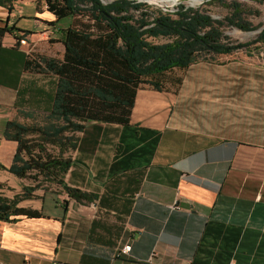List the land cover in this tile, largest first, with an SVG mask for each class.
Here are the masks:
<instances>
[{
    "label": "crops",
    "instance_id": "crops-1",
    "mask_svg": "<svg viewBox=\"0 0 264 264\" xmlns=\"http://www.w3.org/2000/svg\"><path fill=\"white\" fill-rule=\"evenodd\" d=\"M36 1L0 5L31 32L0 40V264H264V68L219 118L149 84L126 127L53 114L57 76L23 63L61 59L65 25Z\"/></svg>",
    "mask_w": 264,
    "mask_h": 264
},
{
    "label": "trees",
    "instance_id": "trees-1",
    "mask_svg": "<svg viewBox=\"0 0 264 264\" xmlns=\"http://www.w3.org/2000/svg\"><path fill=\"white\" fill-rule=\"evenodd\" d=\"M14 0H0L12 10ZM56 20L70 19L62 29L61 59L38 53L26 56L23 69L57 76L51 111L85 120L129 125L137 89L149 84L161 91L162 77L172 68L199 62L216 63L220 54L264 45V27L247 42H233L225 25L243 31L257 29L241 16V5L230 3L232 12L214 19L200 8L175 6L174 10L151 11L138 0H37ZM17 31L15 39L31 33L14 26H0L5 33ZM166 37L155 43L149 38ZM1 43V42H0ZM250 55V54H247ZM76 200L92 195L66 188Z\"/></svg>",
    "mask_w": 264,
    "mask_h": 264
},
{
    "label": "rangeland",
    "instance_id": "rangeland-1",
    "mask_svg": "<svg viewBox=\"0 0 264 264\" xmlns=\"http://www.w3.org/2000/svg\"><path fill=\"white\" fill-rule=\"evenodd\" d=\"M138 1L145 2L151 11L174 10L178 4L198 7L219 20L231 14L230 3H239L243 19L257 29L243 31L235 26L225 25L224 34L233 42L250 41L264 27V0H200L197 4H190L188 0H177L173 4L156 0ZM24 21L30 22L32 18H25ZM57 21L58 26L64 24L66 27L70 19L64 17ZM149 40L160 43L169 39L158 37ZM256 46V49H240L228 55H217L216 63L200 62L187 68H172L160 77L162 86L176 90V102L181 113L188 114L193 119L204 120L211 107H216L219 118L221 108L225 109L227 106L234 110L235 103L242 100L241 95L251 92L252 78L257 75L258 69L264 68V45L257 43Z\"/></svg>",
    "mask_w": 264,
    "mask_h": 264
},
{
    "label": "built area",
    "instance_id": "built-area-1",
    "mask_svg": "<svg viewBox=\"0 0 264 264\" xmlns=\"http://www.w3.org/2000/svg\"><path fill=\"white\" fill-rule=\"evenodd\" d=\"M103 3H106V2H109L111 0H101ZM16 33H14V36H15ZM15 38V37H14ZM16 42L19 44V45H28V42H27V39H26V36H22L18 39H15ZM29 47V46H28ZM130 244L129 243H126V244H123L119 250H117L115 252V255L119 256V255H127L129 254V251H130ZM50 264H73V263H67V262H63V261H60V260H57L55 258H53L50 262Z\"/></svg>",
    "mask_w": 264,
    "mask_h": 264
},
{
    "label": "bare ground",
    "instance_id": "bare-ground-1",
    "mask_svg": "<svg viewBox=\"0 0 264 264\" xmlns=\"http://www.w3.org/2000/svg\"><path fill=\"white\" fill-rule=\"evenodd\" d=\"M156 1H158V2H163V1H165V2H167V3L173 4V3H175L177 0H156ZM188 1H189L190 4H197V3L200 2V0H188Z\"/></svg>",
    "mask_w": 264,
    "mask_h": 264
}]
</instances>
